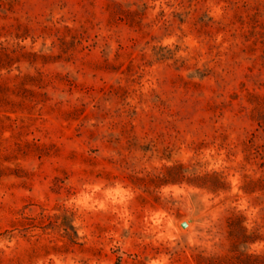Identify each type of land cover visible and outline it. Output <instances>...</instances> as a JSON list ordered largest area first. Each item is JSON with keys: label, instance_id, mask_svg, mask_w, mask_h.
I'll return each mask as SVG.
<instances>
[{"label": "rangeland", "instance_id": "1", "mask_svg": "<svg viewBox=\"0 0 264 264\" xmlns=\"http://www.w3.org/2000/svg\"><path fill=\"white\" fill-rule=\"evenodd\" d=\"M0 264H264V0H0Z\"/></svg>", "mask_w": 264, "mask_h": 264}]
</instances>
